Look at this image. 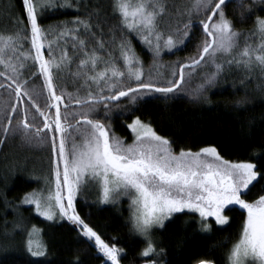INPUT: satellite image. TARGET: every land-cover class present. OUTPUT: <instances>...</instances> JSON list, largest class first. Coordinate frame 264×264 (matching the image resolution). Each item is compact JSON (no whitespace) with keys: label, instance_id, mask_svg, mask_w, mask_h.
Returning a JSON list of instances; mask_svg holds the SVG:
<instances>
[{"label":"trees","instance_id":"16d2710c","mask_svg":"<svg viewBox=\"0 0 264 264\" xmlns=\"http://www.w3.org/2000/svg\"><path fill=\"white\" fill-rule=\"evenodd\" d=\"M111 2L70 0L72 8L45 10L43 17L38 19L48 33L47 39L52 42L57 41V34L62 30L58 25L77 18L90 20L93 25L89 33L85 34L83 30L79 33V39L86 42L83 48L77 45L73 49L71 38L53 45V55L57 61H60L64 51H67L69 58L61 63L58 71L53 69L57 94H65V103L70 105L69 113L80 109L71 106L73 101L67 100V94L79 98L87 95L88 89L84 86L86 77L77 75L83 71L78 65L85 58V51L91 54L93 49L96 50V55L101 58L98 71L105 66L104 61L110 58H114L117 66L125 70L120 59L119 45L126 39L142 63L143 78H150L158 87H168L169 81L178 78L173 76L179 70L178 62L189 63L190 58L197 56V45L205 38L202 26L197 24L189 29L191 39L185 44L171 51L164 48L163 43L168 35L176 39L177 29L182 30L190 20L199 21L204 17L196 13L191 17L186 14L193 0H165L166 13L158 21V31L163 33L161 52L158 57L154 56V47L144 44L140 36L117 27L119 21L113 16ZM242 3L244 8L238 7L237 0H228L223 7L234 30L246 33L253 28L258 16L264 17V4L254 0H242ZM249 8L252 9L251 14L247 12ZM17 20L24 25L28 23L22 0H0V34H14L19 28ZM68 27L76 25L69 23ZM152 40L154 46L155 37ZM100 42H103V49L99 47ZM243 44L244 38L241 37V48ZM28 48L29 45L25 44L21 51L27 53ZM239 51L237 49L233 56H237ZM44 56L50 59L47 49ZM231 58L218 54L216 63ZM12 62L17 65L19 81H27L25 87L32 100L47 114V90L42 86L43 77H33L38 66L33 67L31 59L25 61L13 57ZM20 64L24 67L21 68ZM0 71H4L2 66ZM215 71L210 61L202 62L198 67L185 70V79L179 91L168 94L167 98L155 92L144 94L135 103L128 98H121L119 102L109 105L107 118L103 105L98 106L99 114L91 118L110 127V135L130 142L132 134L127 125L139 117L144 123L150 124L158 135L169 139L175 152L181 149L197 152L202 147L212 146L224 159L254 163L257 171L264 174V73L258 68L246 71L235 64L231 67L225 64L223 73L212 85H208L206 78ZM89 75L92 73L89 72ZM10 82L0 77V83L7 85ZM201 85H204L203 89ZM90 88L91 91H97L94 84ZM10 92L7 87L0 88V264H111L94 246V241L83 237L80 226L74 225L67 218L61 219L59 215L49 221L36 213L35 205L21 203L25 194L42 189L46 192L49 182L51 190H54L53 154L50 140L28 142L22 132L3 133L4 127H15L17 120L22 118L11 112V107L17 104L21 109H31L29 122L34 127H43V117L32 109L29 98L22 97L17 101L14 93ZM238 101L242 102L240 106H237ZM61 111H64L63 107ZM6 115L14 117L11 125ZM32 117L36 119L33 121ZM68 123L75 125V120L69 118L66 121ZM74 133L72 131V135ZM258 180V183L254 182V186H250L251 191L243 198L251 201L264 194V178L258 177ZM74 203L85 223L106 243L114 244L122 250L120 264H152L156 260L159 264H196L199 259H210L213 264H225L224 254L238 238L245 215L238 207L226 210L224 214L229 217L228 224L217 225L215 219L209 217L206 223L210 230L202 231L199 214L185 209L165 220L163 228L154 227L151 230L154 247L157 252L163 249V253L142 257L141 253L147 248L148 241L132 230L129 198L114 196L109 202H102L99 186L86 180L81 184ZM33 227L39 230L40 239L46 246V257L32 258L26 253L28 232Z\"/></svg>","mask_w":264,"mask_h":264},{"label":"snow or ice","instance_id":"6c2138e0","mask_svg":"<svg viewBox=\"0 0 264 264\" xmlns=\"http://www.w3.org/2000/svg\"><path fill=\"white\" fill-rule=\"evenodd\" d=\"M227 2L228 0H193L186 14L191 17L196 13L206 19L190 20L184 24L182 30L177 29L176 39L168 35L164 40L163 47L171 51L191 39L189 29L197 24L202 26L205 37L197 45V56L190 58L189 63L178 62L179 71L174 72L173 76H178L179 79L169 81L168 87H156L151 79L143 78L142 63L130 41L126 39L119 45L120 59L125 70H121L116 60L110 58L104 61L105 66L98 71L101 58L96 55V50L93 49L91 54L85 51V58L78 65L83 71L77 75L86 77L84 86L88 89L87 95L79 98L67 94V100L73 101L71 106L80 109L69 113L70 105L65 103L63 92L57 94L53 75V69L58 71L61 63L69 58L67 51H64L60 61H57L53 55V45L65 38H71L73 49L77 45L83 48L86 42L79 39V33L81 30L85 34L89 33L93 25L90 20L79 18L58 25L62 30L57 34V41L46 44L48 33L41 27L38 19L43 17L45 10L72 8L70 0H64L59 5L54 0H22L28 23L24 25L17 20L19 28L14 34H0V66L4 69L0 71V77L11 81L7 85L0 83V88L10 89V94L14 93L17 101L28 97L32 109L43 117V127H34L29 122L31 109H21L17 104L11 107V112L22 118L17 120L15 127H4L2 131L5 135L9 132H22L28 142L50 140L54 191L51 190L49 182L46 192L42 189L25 194L21 203L35 205L36 213L49 221L59 215L61 219L67 218L74 225L80 226L83 237L94 241V246L111 264H120L122 250L114 244L106 243L85 223L75 207L77 193L86 180L99 186L102 202L107 203L114 196L129 198L132 230L148 241L147 248L141 253L142 257L159 256L163 253V249L157 252L150 233L154 227L163 228L165 220L172 218L174 214L182 213L185 209L198 213L201 230L209 231L210 226L206 223L209 217H213L217 225H226L229 217L224 214L225 211L238 207L245 215L238 238L224 254L225 264H264V194L251 201L243 198L251 191L250 186L259 182L258 177L264 178V174L257 171L256 164L226 160L212 146L202 147L197 152L181 149L177 154L169 139L158 135L150 124L144 123L139 117L127 125L133 135V141L129 144L115 135H110V127L100 120L91 118L99 114V105H103L107 118L109 105L119 102L121 98H128L135 103L144 94L154 92L162 93L167 98L168 94L179 91L186 69L198 67L205 61H210L216 69L206 78L208 85H212L223 73L225 64L228 67L235 64L246 71L258 68L264 73V17L258 16L249 32H238L234 30L232 21L226 17L223 6ZM254 2L264 4V0ZM237 5L244 8L242 0H237ZM110 7L113 16L119 21L117 27L127 30L129 34L140 36L144 44L154 47V56L158 57L163 36L158 31V21L166 13L165 0H112ZM247 12L251 14L252 9H247ZM69 23L76 27L69 28ZM152 37L156 40L154 46ZM241 37L244 38L242 48ZM254 37L258 39V43L249 42ZM25 44L29 45L27 53L21 51ZM99 47L103 49V42L99 43ZM45 49L50 59L45 58ZM237 49H240L238 55L233 56ZM218 54L232 58L216 63ZM13 57L25 61L31 59L32 66H38L33 77H43L42 86L47 90V114L32 100L25 87L27 81H19L17 65L12 62ZM20 67L24 65L20 64ZM93 84L97 89L95 94L90 88ZM200 88L203 89L204 85ZM241 104L242 102H237V106ZM5 118L11 125L14 117L6 115ZM69 118L75 120V125L66 124ZM32 119L34 121L36 117ZM70 130L82 138L80 144L76 143V137ZM25 250L32 258L46 257V246L35 227L28 232ZM152 264L159 262L156 260ZM196 264H213V261L199 259Z\"/></svg>","mask_w":264,"mask_h":264},{"label":"rangeland","instance_id":"374dc122","mask_svg":"<svg viewBox=\"0 0 264 264\" xmlns=\"http://www.w3.org/2000/svg\"><path fill=\"white\" fill-rule=\"evenodd\" d=\"M188 1H189V0H188ZM34 2H35V0H34ZM54 2L57 3V4H58V3L61 4V3L64 2V0H54ZM189 4H190V3H189ZM189 4H188V5H189ZM191 4H192V2H191ZM191 4H190V5H191ZM205 19H206L205 16L201 18V20H205ZM48 42H49V40L47 39V41H45V43L47 44ZM251 42H252V43H258V39H256V38L254 37V38L251 40ZM219 55H220V54H219ZM46 59H47V58H46ZM148 79H150V78H148ZM148 79H147V80H148ZM95 87H96V86H95ZM92 92H93V94L96 93V91H92ZM130 123H132V121H131ZM130 123H129V124H130ZM82 130H83V128H82ZM129 130H130V129H129ZM130 131H131V130H130ZM131 134H132V133H131ZM73 136L76 137V143H77V144H80V143L82 142V138H81L77 133H76V134L74 133ZM132 141H133V135H131V140H130V142H126V143H129V144H130V143H132ZM176 153L178 154L179 152H176ZM53 191H54V190H53ZM121 197H126V198H128L127 196H121Z\"/></svg>","mask_w":264,"mask_h":264},{"label":"water","instance_id":"95a60500","mask_svg":"<svg viewBox=\"0 0 264 264\" xmlns=\"http://www.w3.org/2000/svg\"><path fill=\"white\" fill-rule=\"evenodd\" d=\"M179 71V70H178ZM177 79H179V77L177 78ZM134 87V86H133ZM156 87H158V86H156Z\"/></svg>","mask_w":264,"mask_h":264}]
</instances>
